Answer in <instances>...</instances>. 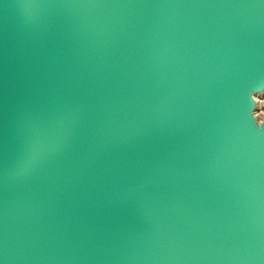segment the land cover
I'll use <instances>...</instances> for the list:
<instances>
[{"label": "water", "instance_id": "water-1", "mask_svg": "<svg viewBox=\"0 0 264 264\" xmlns=\"http://www.w3.org/2000/svg\"><path fill=\"white\" fill-rule=\"evenodd\" d=\"M264 0H0V264H264Z\"/></svg>", "mask_w": 264, "mask_h": 264}, {"label": "bare ground", "instance_id": "bare-ground-1", "mask_svg": "<svg viewBox=\"0 0 264 264\" xmlns=\"http://www.w3.org/2000/svg\"><path fill=\"white\" fill-rule=\"evenodd\" d=\"M261 95H264V91L260 92V93H257V94H254L253 95V99H254V102H255V111L253 112V116L255 117L256 121L260 124L262 120H264V101L259 103L257 102V99L256 97L258 96H261ZM264 99V97H262ZM257 111H261V116H260V121L257 120L256 118V113ZM259 113V112H258Z\"/></svg>", "mask_w": 264, "mask_h": 264}, {"label": "rangeland", "instance_id": "rangeland-1", "mask_svg": "<svg viewBox=\"0 0 264 264\" xmlns=\"http://www.w3.org/2000/svg\"><path fill=\"white\" fill-rule=\"evenodd\" d=\"M262 97H264V95H261V96L256 97L257 102H259V103L263 102L264 99H263ZM258 112H259V113H258ZM260 112H261V111H257V113H256V118H257L258 121L261 120V119H260V116H261V113H260ZM261 122H263V120H262Z\"/></svg>", "mask_w": 264, "mask_h": 264}]
</instances>
